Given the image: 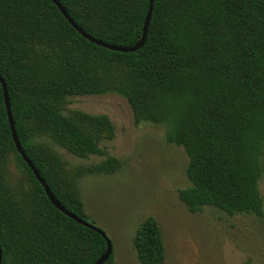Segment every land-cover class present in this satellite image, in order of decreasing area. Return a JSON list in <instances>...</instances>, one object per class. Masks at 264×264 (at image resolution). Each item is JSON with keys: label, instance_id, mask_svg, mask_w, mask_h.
Wrapping results in <instances>:
<instances>
[{"label": "trees", "instance_id": "1", "mask_svg": "<svg viewBox=\"0 0 264 264\" xmlns=\"http://www.w3.org/2000/svg\"><path fill=\"white\" fill-rule=\"evenodd\" d=\"M148 1L59 0L86 33L124 46L141 37ZM0 76L24 152L54 196L91 224L77 181L116 168L98 145L114 129L105 115L67 110L72 94L115 92L136 121L164 123L165 139L188 156L189 185L177 194L189 211L263 216L264 0H153L145 42L133 52L83 38L51 0H0ZM42 137L78 157L105 158L78 167ZM132 244L140 264H162L153 217L138 223ZM105 247L53 206L16 151L0 84V264H93Z\"/></svg>", "mask_w": 264, "mask_h": 264}, {"label": "rangeland", "instance_id": "2", "mask_svg": "<svg viewBox=\"0 0 264 264\" xmlns=\"http://www.w3.org/2000/svg\"><path fill=\"white\" fill-rule=\"evenodd\" d=\"M66 101L67 110L105 115L113 124V137L99 139L98 145L116 159V168L77 181L84 213L111 241L112 264H140L132 238L147 216L160 229L162 264H264V213L228 215L209 206L191 212L178 198V189L189 185L188 156L165 139L164 123L136 121L127 100L115 92L72 94ZM38 142L78 167L105 158L78 157L45 137ZM7 168L16 179L23 175L13 160ZM258 189L264 212L263 178Z\"/></svg>", "mask_w": 264, "mask_h": 264}, {"label": "water", "instance_id": "3", "mask_svg": "<svg viewBox=\"0 0 264 264\" xmlns=\"http://www.w3.org/2000/svg\"><path fill=\"white\" fill-rule=\"evenodd\" d=\"M51 1L56 5L58 10L61 12L63 17L67 20V22L70 24V26L72 28H74L83 38L87 39L88 41H90L96 45L102 46V47L110 49V50L120 51V52H133V51L139 49L143 45V43L145 42L147 30H148L149 19H150L151 12H152L153 0L148 1V9H147V12H146V15L144 18L141 37L139 38V40L136 43H134L131 46H124V45H117V44L108 43L106 41L100 40L98 38H95V37L89 35L72 19V17L68 14L66 9L61 5L59 0H51ZM0 84L2 87L4 105H5L7 120H8L9 127H10L11 138L13 140L16 151L21 156L22 160L26 163V165L31 169L33 175L35 176V178L38 180V182L42 186L45 195L47 196V198L49 199V201L53 204V206L55 208H57L59 211H61L63 214H65L67 217L71 218L75 222H77V223H79V224H81L87 228H90L92 230H95L96 232H98L103 237V239L105 240V244H106L105 250L95 260V262L93 264L104 263L108 259L110 254L112 253V244H111L110 239L108 238L106 233L101 228H99L95 224H91L89 221H86V220L80 218L79 216H77L76 214H74L73 212L68 210L51 192L47 183L40 176L38 170L35 168L34 164L29 159V157L27 156V154L24 152L23 148L20 145V142L18 140L16 131L14 128L13 118L11 115L9 96H8V92H7V88H6V83L1 76H0ZM0 260H1V248H0Z\"/></svg>", "mask_w": 264, "mask_h": 264}]
</instances>
